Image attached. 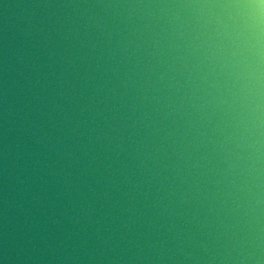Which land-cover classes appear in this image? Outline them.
<instances>
[{
  "label": "water",
  "instance_id": "water-1",
  "mask_svg": "<svg viewBox=\"0 0 264 264\" xmlns=\"http://www.w3.org/2000/svg\"><path fill=\"white\" fill-rule=\"evenodd\" d=\"M0 264H264V0H0Z\"/></svg>",
  "mask_w": 264,
  "mask_h": 264
}]
</instances>
